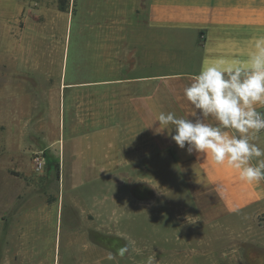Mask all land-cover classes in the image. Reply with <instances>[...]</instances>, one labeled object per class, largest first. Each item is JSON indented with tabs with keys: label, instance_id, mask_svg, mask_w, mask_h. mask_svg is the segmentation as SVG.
<instances>
[{
	"label": "rangeland",
	"instance_id": "rangeland-1",
	"mask_svg": "<svg viewBox=\"0 0 264 264\" xmlns=\"http://www.w3.org/2000/svg\"><path fill=\"white\" fill-rule=\"evenodd\" d=\"M58 5L0 0V264H94L102 252L122 264H223L203 258L202 238L218 231L203 228L169 161L156 168L161 183L153 159L144 183L109 182L88 167L73 183L72 137L112 120L90 117L92 106L106 111L105 96L92 103L89 88L62 86L84 45L78 15H56ZM45 15L44 34L19 33ZM81 73L88 74L85 65ZM246 224V232L224 237L258 245L263 234Z\"/></svg>",
	"mask_w": 264,
	"mask_h": 264
},
{
	"label": "crops",
	"instance_id": "crops-1",
	"mask_svg": "<svg viewBox=\"0 0 264 264\" xmlns=\"http://www.w3.org/2000/svg\"><path fill=\"white\" fill-rule=\"evenodd\" d=\"M56 12L67 19L70 12L78 15L84 45L72 81L61 75L62 86L76 92L89 88L92 103L94 97L98 101L105 96L106 111L98 114L92 106L90 117L112 120L72 137L73 183L83 182L87 167L109 182L144 183L151 159L154 182L161 183L156 168L169 161L185 183L203 228L218 231L217 238H202L203 258L264 264V180L242 182L235 169L189 154L167 131L156 134L158 125L150 126L161 111L178 117L193 111L183 89L204 60L216 58L233 43L244 45L264 35V0H67L65 9L57 7ZM50 20L45 15L38 24L25 22L19 33L44 34ZM84 65L87 75L81 73ZM256 108L264 115V105ZM257 136L254 142L264 148V130ZM1 196L0 180V202ZM246 223L263 234L258 245L224 237L230 230L246 232ZM246 243L255 252L243 250ZM94 264L122 263L118 254L102 252Z\"/></svg>",
	"mask_w": 264,
	"mask_h": 264
},
{
	"label": "clouds",
	"instance_id": "clouds-1",
	"mask_svg": "<svg viewBox=\"0 0 264 264\" xmlns=\"http://www.w3.org/2000/svg\"><path fill=\"white\" fill-rule=\"evenodd\" d=\"M183 95L193 111L187 117L159 112L150 125H158L154 132L167 131L189 154L235 169L242 182L264 180V148L254 142L264 130V115L256 108L264 105V35L204 60Z\"/></svg>",
	"mask_w": 264,
	"mask_h": 264
},
{
	"label": "trees",
	"instance_id": "trees-1",
	"mask_svg": "<svg viewBox=\"0 0 264 264\" xmlns=\"http://www.w3.org/2000/svg\"><path fill=\"white\" fill-rule=\"evenodd\" d=\"M65 3H66V1L65 0H59V9L60 10H63V9H65Z\"/></svg>",
	"mask_w": 264,
	"mask_h": 264
},
{
	"label": "flooded vegetation",
	"instance_id": "flooded-vegetation-1",
	"mask_svg": "<svg viewBox=\"0 0 264 264\" xmlns=\"http://www.w3.org/2000/svg\"><path fill=\"white\" fill-rule=\"evenodd\" d=\"M1 219L3 220V216L1 215Z\"/></svg>",
	"mask_w": 264,
	"mask_h": 264
}]
</instances>
